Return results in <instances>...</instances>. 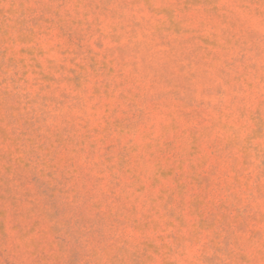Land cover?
<instances>
[{"label":"rangeland","instance_id":"1","mask_svg":"<svg viewBox=\"0 0 264 264\" xmlns=\"http://www.w3.org/2000/svg\"><path fill=\"white\" fill-rule=\"evenodd\" d=\"M0 264H264V0H0Z\"/></svg>","mask_w":264,"mask_h":264}]
</instances>
